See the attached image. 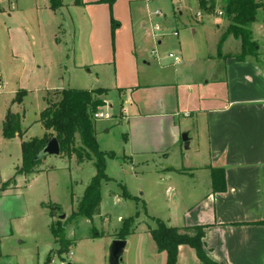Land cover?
I'll list each match as a JSON object with an SVG mask.
<instances>
[{"label":"crops","instance_id":"0c3cea01","mask_svg":"<svg viewBox=\"0 0 264 264\" xmlns=\"http://www.w3.org/2000/svg\"><path fill=\"white\" fill-rule=\"evenodd\" d=\"M151 1L117 0L111 8L98 3L99 0H80L79 5L70 8L86 31L83 52L88 62L82 65L113 72L111 84L81 90H109L105 109L113 108L108 97L117 96L122 115L118 121L128 128L122 140L129 147V159L156 163L170 159L178 148L183 150L185 162L181 168H163L160 164L162 174L192 178L190 187L185 189L186 196L180 197L183 212L178 219L176 216L168 219L169 226L179 229L207 226L203 239L205 251L217 264H264V226L259 224L264 222V23L257 20L260 11L251 26L257 44L255 54L239 59L243 54L242 43L232 35L221 42L229 27L227 22L226 26H218L225 31L212 46L215 47L212 52L201 51L191 62H184L181 55L174 54L181 58L180 64L170 57L166 64L157 58L161 72H154L144 37L147 27L152 33L160 30L153 16L163 15L159 11L148 14ZM223 15L222 12L220 16ZM112 19L119 24L114 43ZM261 21L264 22L262 15ZM96 78L99 82V73ZM62 90L47 91H55V100L46 94L42 111L58 100ZM15 106L20 104L12 101L8 111ZM99 113L105 118L96 121L111 118L101 109ZM14 114L21 117L24 136L6 140L1 132L0 193L5 197L21 187H25V192H33L36 184L45 182L48 196L38 200L37 206L48 213L51 230V212L41 205L51 203L59 209V202L51 196L53 185L59 180L62 184L64 175L63 186L67 191L68 173L85 163L79 164L75 156L71 160L61 155L48 157L41 161L35 174L16 175L22 166V144L34 137L29 136L32 126L24 125V115ZM44 132L48 133L45 128ZM217 169L225 173V189L218 192L212 181L213 170ZM13 178L14 183L6 186ZM68 178L72 180L71 174ZM72 195L71 201L77 208L79 197L75 200ZM175 199V207H179ZM16 221L6 216L0 221V258L4 241L14 239L23 245L26 236ZM149 229L127 237L125 251L131 238L139 240L137 256L127 262L124 251L121 264H167L166 253L158 252ZM114 240L115 236L111 242ZM54 245L58 246L55 240ZM177 264L202 263L193 249L181 246Z\"/></svg>","mask_w":264,"mask_h":264},{"label":"rangeland","instance_id":"374dc122","mask_svg":"<svg viewBox=\"0 0 264 264\" xmlns=\"http://www.w3.org/2000/svg\"><path fill=\"white\" fill-rule=\"evenodd\" d=\"M199 1H151L148 14L159 11L163 15L153 16V22L160 30L152 33L147 27L144 37L145 50L153 62L151 71L161 72L157 58L165 60L163 63L166 64L169 55L175 54L181 55L184 62H191L201 55V51H213L215 47L212 46L225 31L218 29V26L228 22L224 15H219L225 12L224 3L223 0H215V11L210 13L200 7ZM62 3V8L54 12L50 0H0V135L11 102L21 92L24 94L20 106L13 107L11 111L24 115L23 122L27 128L32 126L29 136L41 139L45 135L44 128L36 122L44 108L43 99L47 94L52 101L55 100V91L48 90L105 87L111 84V69L100 71L82 65L88 62L83 52L86 31L70 9L79 5L80 0H62ZM261 15L258 12L260 24L264 23ZM98 73L99 82L96 81ZM106 96L98 97L104 106ZM108 100L113 108L105 109L103 106L101 111L111 118L95 120L100 149L116 155V159H107L106 174L110 181L101 186V215L92 220L73 217L77 208L76 203L71 201V195L75 196V200L77 197L82 199L96 174L93 163L72 168L68 173L72 180L67 176L65 184L67 191L63 186L66 179L62 175V184L59 180L51 189V196L59 202L60 208L48 210L51 212L52 226L64 227L66 238L75 239L76 245L58 257L59 246L54 245L51 220L48 213L37 206L38 200L48 196L46 183L36 184L33 192H25V187H21L20 191L13 190L5 197L0 193V221L5 216L17 220V225L26 236L22 239L23 245L14 239L3 242L0 264H47L49 255L50 264H109L111 239L122 229L124 221L133 218L128 225L134 227L137 233L157 228V220L167 224L168 219L175 216L178 219L183 212L180 197L186 196L185 189L190 187L192 178L165 175L160 170V164L163 168H181L185 162L183 150L178 148L170 159H160L156 163L148 161L146 164L145 159L142 162L129 159V147L122 140V134L128 132V128L122 127L118 121L122 115L119 114L117 96L112 94ZM99 112L100 109L98 115ZM185 182L189 184L186 186ZM125 191L131 198H123ZM175 198L179 207H175ZM59 213L65 214L66 218L58 220ZM189 235L192 237L194 233ZM138 241L131 238L124 254L127 262L137 256Z\"/></svg>","mask_w":264,"mask_h":264},{"label":"trees","instance_id":"16d2710c","mask_svg":"<svg viewBox=\"0 0 264 264\" xmlns=\"http://www.w3.org/2000/svg\"><path fill=\"white\" fill-rule=\"evenodd\" d=\"M117 0H99L98 3L108 4L111 8ZM51 10L57 12L62 8V0H50ZM224 16L229 22L227 32L223 35L221 42L229 35L234 36L242 43L243 54L238 57L242 59L253 55L257 51V44L253 41L251 26L256 22L258 7L254 0H223ZM215 0H200V7L208 12L215 11ZM119 24L112 19V41L114 43L115 30ZM107 89L81 90L64 89L58 93V100L49 103L48 107L41 112L39 123L48 132L43 139H31L22 144V166L16 171V175H32L36 173L40 162H35L34 158L38 151L43 148L47 141L56 138L60 145L61 156L71 160L76 157L79 164L93 163L96 174L91 180L81 200L78 201L77 211L73 217H85L92 220L95 216L101 215V186L110 181L106 174L107 159H116L113 152L107 153L100 149L95 130V115L104 106L103 101L98 97L108 95ZM24 92L17 94L13 103H21ZM48 101V100H47ZM3 137L12 140L16 137L22 138L21 117L8 111L3 124ZM213 187L216 192L225 189V173L221 169L213 170ZM14 183V178L8 183ZM73 196V195H72ZM123 198L131 196L125 191ZM42 208L58 209L52 204H42ZM133 218L123 222L122 229L116 234V239L126 240L128 236L135 233V228L128 225ZM61 222H58V224ZM264 226V222L259 223ZM157 228L149 229L160 253H166L167 264H177L179 248L188 246L193 249L202 264H217L213 262L205 251L203 239L207 226L191 227L179 229L171 227L165 222L157 220ZM193 232L194 236L189 233ZM51 233L55 243L59 246L56 253L58 257L68 253L74 246L76 240L66 238L64 227H51ZM47 264L51 263L50 255Z\"/></svg>","mask_w":264,"mask_h":264},{"label":"water","instance_id":"95a60500","mask_svg":"<svg viewBox=\"0 0 264 264\" xmlns=\"http://www.w3.org/2000/svg\"><path fill=\"white\" fill-rule=\"evenodd\" d=\"M185 140V138H184ZM61 155L60 145L56 138H53L46 142L41 150L38 151L34 158L35 162H40L48 157H56ZM65 214L57 215L58 220H64ZM127 246L126 240L116 239L112 242L110 248L109 264H121L123 263V254Z\"/></svg>","mask_w":264,"mask_h":264},{"label":"built area","instance_id":"2783aa9c","mask_svg":"<svg viewBox=\"0 0 264 264\" xmlns=\"http://www.w3.org/2000/svg\"><path fill=\"white\" fill-rule=\"evenodd\" d=\"M254 3L257 5L258 7V11H260L262 13V17H263V21H264V0H254ZM219 15H222V12L219 13ZM175 36H177V34L175 33ZM170 58L174 59V61L177 63V64H180L181 63V58L178 57V56H175L174 54H170L169 55ZM98 114L95 115V120H98V119H103L105 118V115L102 114V113H99V115L97 116Z\"/></svg>","mask_w":264,"mask_h":264}]
</instances>
